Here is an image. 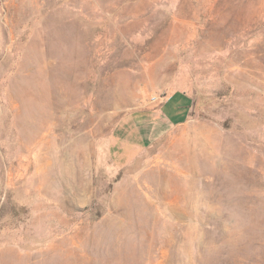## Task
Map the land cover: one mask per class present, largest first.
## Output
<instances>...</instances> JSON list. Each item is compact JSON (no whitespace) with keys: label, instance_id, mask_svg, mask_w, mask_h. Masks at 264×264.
<instances>
[{"label":"rangeland","instance_id":"374dc122","mask_svg":"<svg viewBox=\"0 0 264 264\" xmlns=\"http://www.w3.org/2000/svg\"><path fill=\"white\" fill-rule=\"evenodd\" d=\"M0 264H264V0H0Z\"/></svg>","mask_w":264,"mask_h":264},{"label":"crops","instance_id":"0c3cea01","mask_svg":"<svg viewBox=\"0 0 264 264\" xmlns=\"http://www.w3.org/2000/svg\"><path fill=\"white\" fill-rule=\"evenodd\" d=\"M194 99L185 89L158 96L148 107L123 117L114 129L110 154L117 164L130 162L153 138L160 136L163 126H181L192 117Z\"/></svg>","mask_w":264,"mask_h":264},{"label":"built area","instance_id":"2783aa9c","mask_svg":"<svg viewBox=\"0 0 264 264\" xmlns=\"http://www.w3.org/2000/svg\"><path fill=\"white\" fill-rule=\"evenodd\" d=\"M153 98H155V97H153Z\"/></svg>","mask_w":264,"mask_h":264}]
</instances>
